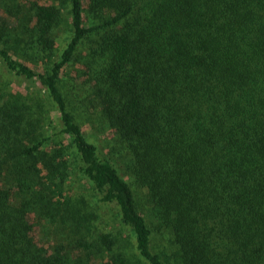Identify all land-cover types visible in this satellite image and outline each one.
Returning a JSON list of instances; mask_svg holds the SVG:
<instances>
[{
  "label": "trees",
  "instance_id": "trees-1",
  "mask_svg": "<svg viewBox=\"0 0 264 264\" xmlns=\"http://www.w3.org/2000/svg\"><path fill=\"white\" fill-rule=\"evenodd\" d=\"M0 75V264H264V0H0Z\"/></svg>",
  "mask_w": 264,
  "mask_h": 264
},
{
  "label": "rangeland",
  "instance_id": "rangeland-1",
  "mask_svg": "<svg viewBox=\"0 0 264 264\" xmlns=\"http://www.w3.org/2000/svg\"><path fill=\"white\" fill-rule=\"evenodd\" d=\"M61 37H62V38L65 37V34H62ZM1 75H2V74H1ZM1 75H0V76H1ZM7 78H8V79H12L11 82L14 83L13 85H15V84L17 83L16 79H15V78H11L10 75H8ZM3 79H4V77H2L0 81H3ZM162 243H163V241L160 240V241H159V245H161Z\"/></svg>",
  "mask_w": 264,
  "mask_h": 264
}]
</instances>
